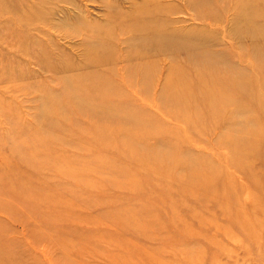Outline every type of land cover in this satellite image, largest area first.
<instances>
[{
	"label": "rangeland",
	"instance_id": "374dc122",
	"mask_svg": "<svg viewBox=\"0 0 264 264\" xmlns=\"http://www.w3.org/2000/svg\"><path fill=\"white\" fill-rule=\"evenodd\" d=\"M191 1L197 4L0 0V237L22 264H148L142 253L154 250L161 252L163 264H264V127L261 156L247 171L253 178L237 170L236 160L246 154L231 163L235 144L221 142L228 130L251 128L260 115L252 101L264 88V69L259 70V61L264 63V0L251 1L256 5L250 6L255 11L253 26L258 29L253 38L236 33L243 23L235 22V0ZM150 3L160 16L140 18L136 12L150 8ZM122 17L137 25L149 20L152 31L166 29L180 40V49L171 55L159 50V42L150 43L157 67L147 87L125 74L137 64L130 56L147 50L136 42L135 34L122 29ZM97 28L111 37L105 49L110 64L98 69L113 71L107 87L120 95V103L140 112L143 125L161 127L168 134L126 138L104 123L107 141L102 142L93 132L95 120L66 105L62 79L95 70L88 63L93 61L90 48L98 39ZM172 64L190 79L184 91L195 99L189 102L204 99L196 90L203 87L221 91V98L229 91L241 106H230L233 123L196 134L181 116L176 117L179 106L161 97ZM207 72L227 79L224 90L222 81L205 76ZM193 77L204 84L191 89ZM177 86L175 81L166 87L172 97ZM53 98L65 107L60 114L50 105ZM260 101L264 105V96ZM165 106H173L175 114L168 115ZM210 107L212 113L218 112L211 103ZM124 143L132 155L121 151ZM18 147L23 158L13 153ZM138 157L152 159L160 168L157 160L163 157L167 166L156 174ZM56 158L57 168H50ZM186 161L216 168L213 199L181 188ZM160 173L169 181L154 179H160ZM27 184L31 200L17 189Z\"/></svg>",
	"mask_w": 264,
	"mask_h": 264
},
{
	"label": "bare ground",
	"instance_id": "6f19581e",
	"mask_svg": "<svg viewBox=\"0 0 264 264\" xmlns=\"http://www.w3.org/2000/svg\"><path fill=\"white\" fill-rule=\"evenodd\" d=\"M157 1V0H152ZM221 2H224L226 0H220ZM236 5L238 8L235 22H240L241 25L243 23V29L242 30H236L237 34H243L246 36H249L251 38L257 37V28L254 25V15L255 11H252L250 6L256 7V5H253L251 1H258V0H235ZM189 7L191 5L197 4L196 2L193 4L191 0H187ZM153 6V3H150V8H147L145 11H137L136 14L141 18V16H151L154 14H157L155 17H159L160 13L158 11H155V8ZM152 7V8H151ZM207 9V8H206ZM208 10V9H207ZM209 14L210 12L207 11ZM204 17H210V15L203 14ZM200 16V15H199ZM202 17V16H201ZM203 17V18H204ZM126 18L130 19V17H122L121 20L124 21V24L122 27L123 30L126 31V33H132L135 34L137 39L136 42L140 44L142 48H145L141 55H132L130 58H134L137 60V64L134 66H131L127 69L126 75L127 76H133L137 77L141 80V83L144 85L142 87H147L148 84L151 82V78L155 72V69L157 67L156 58L157 55L154 54V52L151 50L150 43L152 42H159L161 44L160 51H163L162 53H165L167 55H171L174 49L177 51L180 49V40L175 34H168L166 29L157 30L155 29L152 31L151 24L148 27V23L150 22L143 20L140 24H136L135 20H126ZM264 21V16L262 17ZM238 24V23H237ZM103 29H100L95 31L96 35H98V39L96 40L95 46L90 48L92 53L90 54V57L93 58L92 62L88 63L91 66H95V70L85 74L83 76H77V77H67L62 79V83L64 84V87L66 89V94L64 95V101H66V105L70 108H76L77 113L80 115L86 116L90 118L91 120H95V127L93 129V132L99 136L102 142L107 141V138L104 136L105 128L103 127L104 123H109L112 125L110 129L121 133L123 137H129L130 135H142L147 136L149 133L153 132V134H168L164 131L161 127L152 128L150 127V124L143 125L138 110L135 108H132L127 103H120L119 97L120 95L115 92L114 90L110 89V87L107 83L108 79L110 78V72H113L112 70H99L102 67L109 66L110 64V54L109 52L105 51L106 46L109 43V39L111 38L109 35L106 36L105 33L102 32ZM146 35H149L145 37ZM147 40V44L145 45ZM107 41V42H106ZM106 42V43H105ZM135 45V43H133ZM186 50V49H185ZM87 61V59H86ZM259 66L261 69L260 71H263L264 69V63L259 61ZM258 66V68H259ZM104 71V72H103ZM205 76L212 77L216 80H221L222 84L220 87L224 90V87L227 85L225 84L227 79L223 80L218 77L213 76V72H207L204 74ZM205 80V79H204ZM178 83V86L175 88L176 95L171 96L167 90L166 87H171V84L174 82ZM190 79H185L183 72L181 71V68L178 67L177 64H172V68L169 71V78L165 81V90L162 93V99H165L166 97L171 100V104L177 108L179 106L180 109H178L176 117L181 116L186 123V126H189L196 134H199L200 129H206L205 131H208L209 129L218 128L222 124H227L228 126L233 123V118L229 115L232 114V109L230 108L231 104L236 109H240L241 106L239 104L232 100V97L227 91L225 93V98H221L223 95L220 93L221 91H218L216 93L212 92L211 89L203 87L201 89H196L197 91H202L200 93L203 94L204 99H198V100H192L189 102L190 94L188 92H185L184 89L187 87L188 82ZM206 81V80H205ZM264 81V80H263ZM232 82V81H231ZM201 84H204L199 78L193 77L191 81V89H195ZM235 86V85H234ZM231 92H234L231 90ZM264 88L261 89L260 92L257 93L254 100L252 101V105H254L259 112V117L254 118L251 122V128L244 127L243 129L238 128H231L228 130L222 137L221 142L228 141V143L235 144V153L233 150V155L229 162L233 163L232 159H234L237 155H245L247 158L245 159H237L236 164L238 165V169L240 171H245L246 174L249 175L250 178H253V174L249 173L252 171L251 167V161L259 158L261 156L262 150H260V141L263 136V127H264V120L262 118L263 115V109L264 105L262 104L261 97L264 96ZM61 94V93H60ZM112 99H116V102ZM195 99V98H192ZM220 102V103H218ZM261 102V103H260ZM52 107L55 109V112L57 114H60L65 109L64 106H60L59 100L52 99ZM210 103L213 105V108L218 110L217 113H212ZM173 106H165L163 109L168 115H174L175 114V108ZM200 106L204 107L206 110H203L200 108ZM243 109L245 110L244 113L247 112L246 107L243 106ZM233 110H235L233 108ZM195 111H200V115L195 114ZM244 125H246V121H244ZM26 144V143H25ZM128 145L127 143H124L121 146V151L124 152L125 155H132L131 152L127 150ZM126 149V150H125ZM260 150V151H259ZM13 151V150H12ZM19 157L23 158V152L22 148L18 147L16 150H14V155L17 157L16 152ZM139 158V157H138ZM20 160V159H19ZM17 160L18 164H22L23 160ZM55 160V161H54ZM56 160L59 163V159H52L51 167H56V164L54 165V162ZM161 163V171H164V165H166V161L163 157L159 158L157 160ZM22 162V163H21ZM140 164H143L144 166L148 167L151 166L156 174L160 172V167L155 164V161L152 159H146L141 161L139 158ZM189 162V163H188ZM186 161V165L188 166V172L184 177L179 178V184L183 189L189 188L193 196H203L207 195L209 198H214V176H215V167L209 163H201V165H195L192 164L191 161ZM167 166V165H166ZM69 169H72L71 167H68ZM66 169L64 172L65 174H69V177L71 178V170ZM69 170V172H68ZM249 171V172H247ZM63 173V175H64ZM57 174L62 175V172L58 171ZM161 174V173H160ZM160 179L157 177H154V179L158 180H164L165 182L169 181V177L164 175H159ZM40 175L33 176L34 180L39 179ZM64 177V176H63ZM74 179V177H73ZM29 182V181H28ZM28 185V184H27ZM45 185V184H44ZM130 187H135V184L128 183ZM30 185L23 186L21 185L18 189V192L22 193L27 200L32 199V193L27 191ZM49 188V187H47ZM208 197H205L208 199ZM227 197L225 198V200ZM55 202L58 201L56 199ZM55 204V203H54ZM56 205V204H55ZM59 205V203H58ZM245 226V225H244ZM53 231V229H52ZM62 242H60L61 244ZM67 246V244H66ZM68 247V246H67ZM69 248V247H68ZM11 251V252H10ZM158 250H154L152 252H144L142 253V256L146 257V254L148 257L146 259L148 260V264H163L159 261V258L161 256V252H158ZM20 256L15 254L11 248L5 243L4 238L0 237V264H22V260L19 259ZM20 260V261H19ZM179 258L177 259V261ZM180 261H184L182 258ZM179 262V261H178ZM174 262V263H178Z\"/></svg>",
	"mask_w": 264,
	"mask_h": 264
}]
</instances>
